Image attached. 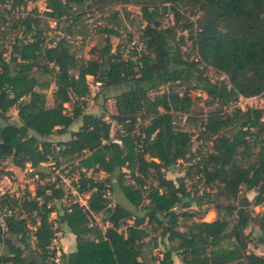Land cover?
<instances>
[{"label":"trees","instance_id":"1","mask_svg":"<svg viewBox=\"0 0 264 264\" xmlns=\"http://www.w3.org/2000/svg\"><path fill=\"white\" fill-rule=\"evenodd\" d=\"M8 1L11 8L6 13L11 14L27 0H0V4ZM83 1L47 0L45 14L57 20L64 15L68 18L73 6ZM94 3L140 7L144 50L136 60L110 53L108 37L99 47L100 58L78 59L64 37L46 45L35 33L28 39L16 38L9 60L0 61V165L11 157L14 166L29 164L44 178L38 170L42 163L52 160L58 167L60 160L77 159L79 172L71 184L77 194L88 195L86 204L72 201L64 207L56 222L49 219L54 211L49 202L65 196L61 180L36 182L33 193L26 190L22 198L0 195V264H148L147 247L160 244L164 250L158 264H173L172 254L182 264H264V220L259 224L263 239L256 242L263 246L261 254L248 250L252 239L245 233L257 216L249 207L264 204V109L229 108L239 95L264 93V0ZM188 7L195 8L190 14L195 19H184L183 8ZM161 12L172 13L173 26H163ZM112 16L116 18V13ZM19 19L26 31L40 22L36 16ZM5 22L1 17L0 23ZM178 30L188 34L197 58L185 55V37ZM101 32L119 34L113 27H103ZM201 64L225 78L210 80L199 69ZM33 70L53 75V106L47 107L45 94L36 90L39 81L31 74ZM88 76L101 88L126 86L114 97L115 137L111 122L103 115L84 111L91 92ZM163 86L167 89L160 92ZM178 87H184L183 93ZM190 90L205 94L206 106H216L200 119L199 136L210 142V151L192 165L203 185L215 191L197 197L187 189L185 176L177 177L176 183L165 176L172 166L191 156L193 133L175 125L178 117L195 119L187 115L193 104ZM151 92L159 93L151 97ZM65 103L71 104V111ZM14 105L18 124L9 122L7 115ZM76 119L81 125L68 141L50 139L55 133H67ZM148 168L153 169L156 184L148 185ZM89 169L105 177L87 175ZM114 175L128 204L143 214L120 203L110 205L107 192L113 189ZM241 187L256 191L255 197L249 200L241 195ZM214 196L227 203L214 205L217 213H223L211 221L193 220L200 211H175L184 199L198 205L214 204ZM99 213L107 215L104 221L109 226L104 231L92 223ZM28 220L37 222L34 246L27 241ZM127 220L132 222L126 224ZM62 224L75 236L72 252L51 246ZM27 253L33 255L32 261Z\"/></svg>","mask_w":264,"mask_h":264},{"label":"rangeland","instance_id":"2","mask_svg":"<svg viewBox=\"0 0 264 264\" xmlns=\"http://www.w3.org/2000/svg\"><path fill=\"white\" fill-rule=\"evenodd\" d=\"M10 1L0 4V18L6 19L5 23H0V61H8L11 56L12 44L16 38L28 39L35 33H39L46 45H53L56 41L64 37L67 43L70 45V51L78 59H96L100 58V48L105 44V37H108V44L110 45V53L115 54L118 52L120 56L124 59L136 60L140 53L144 50V44L140 38V33L142 28L145 26V22L142 18L140 7L134 3H112L105 6H98L94 3V0H84L79 5H74L71 14L68 18L64 15L60 20L48 17L45 14L47 10L46 4L47 0H27L25 6H18L11 14H7L6 11L10 9ZM160 8V6H159ZM161 10V8H160ZM183 17L184 19L192 18L195 19L196 16H190V14L195 11V8L184 9ZM116 13V18H113V14ZM38 17L40 22L38 26H33L32 31H26L25 26L22 24L20 17ZM75 18L71 19V17ZM160 19L164 27L173 26L175 21L171 12L160 13ZM103 27H113L119 33L118 35H108L102 33L101 29ZM178 35H184L185 45L182 50L185 52L189 59L197 58L196 51L191 44V39L186 32H180L178 30ZM98 47V49L93 50V47ZM199 69L202 70L203 74L207 76L212 81H219L225 78V75L210 66L199 65ZM1 70V64H0ZM39 81V86L36 90L41 91L46 97V106L51 107L54 105V90L55 84L53 81V75L43 74L38 70H33L31 73ZM90 83V94L85 99L84 111L93 113L95 115H103L106 121L111 122L112 130L111 136L115 137L118 129V125L111 119V115L115 113L114 107V97L119 94L126 86L120 85L109 88H101L99 84L94 83L91 76L87 77ZM167 89V86L160 88V92ZM176 90L183 93L184 87H178ZM159 92H151L150 96L154 97ZM193 104L191 105L190 112L187 115L195 116V119H185L178 117L175 121L176 127L186 130L192 134L191 143V156L186 161H179L177 164L172 166L168 171L165 172V176L168 179H172L176 183L177 177L185 176V184L187 189L195 197L203 195L204 193H214L213 187H208L203 185L202 181L199 179V175L196 174L193 164L197 161L200 155L208 153L210 151L209 146L211 145L208 140H205L200 135L202 131V125L200 124V119L206 117L210 110L216 108V106L208 107L205 105L206 96L203 93H199L197 90H190L188 92ZM259 106L264 107V95L258 100ZM64 106L68 111H71V104L65 103ZM264 109V108H263ZM7 115L9 122L19 123L17 117V111L15 105L7 110ZM185 119V120H184ZM81 120L74 121L71 127H76L78 124L81 125ZM77 124V125H75ZM60 137L57 134L50 136L54 142H56ZM10 163H12L11 157H7L3 160L0 166V188L3 191H9L13 195H21V191H34V178L32 179V172H29V164H26L23 168H19L16 171L9 170ZM60 165L55 167L54 161H49L42 163L38 170L43 174L44 181L50 180L52 182L64 179L63 187L65 191V196L60 200H52L49 205L54 206V211L49 214V219L56 222L58 214L62 212L63 208L69 205L72 201H78L81 204H86L87 194H77L72 187V179H76L78 176L79 169L77 168V159L71 161L60 160ZM7 168V169H6ZM85 169V168H83ZM35 170H33L34 172ZM122 171H126L123 169ZM149 176L147 178V183L156 184L153 179V169L148 168ZM87 175H91L94 178H104L105 174L103 172L91 174V169L86 170ZM7 177L8 179H6ZM127 181H132L127 178ZM12 183V184H10ZM112 190L107 192V196L110 199V205L113 206L115 203H120L126 207H129L132 211L137 214H143L142 209H136L130 206L127 200L123 197L115 175L112 177ZM24 195V194H23ZM241 195H245L249 200H252L256 191L246 190L245 187H241ZM67 196V197H66ZM214 204L202 203L198 205L195 202H191L188 199H184L179 205L175 207V211H200L199 215L193 220H203L211 221L217 216H221L223 211L220 210L219 213L216 212L214 205L216 203L226 204L227 200L223 197L214 196ZM147 200H144L145 205ZM249 209L253 211L254 215L257 214L256 218L252 223L245 229V233H249V243L247 247L249 251L258 253L263 251V246L257 244L256 242L263 239V234L259 229V224L261 220H264V204L257 206H250ZM106 213H99L93 216L92 223L97 225L102 231L109 226L104 220L106 219ZM132 220H127L126 224H130ZM56 224V223H55ZM126 224L120 227L124 230ZM37 222L32 223L28 220V229L30 237L27 239L31 246H34V234L36 231ZM55 238L52 241L51 246L57 250H63L69 252L72 250L75 244V237L70 238L69 229L61 225L58 228ZM149 248V249H148ZM164 250L163 245H158L157 247H147L146 260L148 264H158L162 256V251ZM59 255V252L57 253Z\"/></svg>","mask_w":264,"mask_h":264},{"label":"built area","instance_id":"3","mask_svg":"<svg viewBox=\"0 0 264 264\" xmlns=\"http://www.w3.org/2000/svg\"><path fill=\"white\" fill-rule=\"evenodd\" d=\"M262 95H264V93H261L259 95H253V96H242V95H239L238 96V99L236 102L232 103L230 105V109H233V108H240V109H246V108H264L263 106H259L257 103H258V100L262 97ZM115 142H118L120 143V141L118 139H115ZM29 172H32V179L34 178V184H36V182L40 185H43L44 184V180L43 178H40L39 177V174L38 173H35L33 172V169L29 166L28 168ZM6 179H8L7 177H5ZM64 181V179H62V182ZM12 184V183H10ZM35 186V185H34ZM31 192V191H30ZM13 194V193H10L9 191H3L1 188H0V195H4V194ZM25 193V191H21V195H16L17 198H22L23 197V194ZM33 193V192H31Z\"/></svg>","mask_w":264,"mask_h":264},{"label":"crops","instance_id":"4","mask_svg":"<svg viewBox=\"0 0 264 264\" xmlns=\"http://www.w3.org/2000/svg\"><path fill=\"white\" fill-rule=\"evenodd\" d=\"M76 120H80V119H76ZM75 120V121H76ZM74 123V122H73ZM73 123L71 124V126L73 125ZM81 123V122H80ZM75 125H77V124H75ZM79 126H80V124H78L76 127H69V129H68V131H67V133H64V134H57V136L58 137H60L57 141H68L70 138H71V132L72 131H76L78 128H79ZM56 134V133H55ZM52 140V139H51ZM53 141V140H52ZM56 141V142H57ZM3 163V161L1 162V164ZM10 165L11 166H9V167H7V168H9V170H12V171H16L17 169H19L18 167H16V166H14L13 165V163H10ZM1 166V165H0ZM42 166V165H41ZM6 168V169H7ZM123 169H125V168H123ZM122 169V170H123ZM62 225H64V226H66L65 224H62ZM67 227V226H66ZM68 228V227H67ZM69 229V228H68ZM70 231V230H69ZM69 235H70V238H74L75 236L70 232L69 233ZM75 240V239H74ZM259 245H261V244H259ZM75 247H76V244H74V246H73V248H72V250L71 251H69V252H72V251H74L75 250ZM65 252V251H64ZM66 253H68V252H66ZM255 253V252H254ZM262 253V251H259L258 253H256V254H261ZM172 260H173V264H182L181 263V261H180V259L178 258V256H176L175 254H172Z\"/></svg>","mask_w":264,"mask_h":264},{"label":"water","instance_id":"5","mask_svg":"<svg viewBox=\"0 0 264 264\" xmlns=\"http://www.w3.org/2000/svg\"><path fill=\"white\" fill-rule=\"evenodd\" d=\"M27 257L29 258L30 261L33 260V255L31 253H27Z\"/></svg>","mask_w":264,"mask_h":264}]
</instances>
